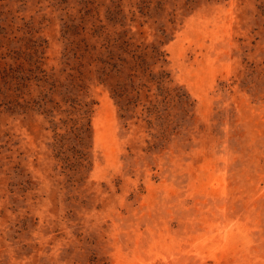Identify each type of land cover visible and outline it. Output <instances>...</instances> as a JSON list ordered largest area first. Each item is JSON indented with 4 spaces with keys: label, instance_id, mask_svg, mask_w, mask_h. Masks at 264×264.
<instances>
[{
    "label": "rangeland",
    "instance_id": "1",
    "mask_svg": "<svg viewBox=\"0 0 264 264\" xmlns=\"http://www.w3.org/2000/svg\"><path fill=\"white\" fill-rule=\"evenodd\" d=\"M119 38L188 103L122 111ZM0 264H264V0H0Z\"/></svg>",
    "mask_w": 264,
    "mask_h": 264
},
{
    "label": "trees",
    "instance_id": "2",
    "mask_svg": "<svg viewBox=\"0 0 264 264\" xmlns=\"http://www.w3.org/2000/svg\"><path fill=\"white\" fill-rule=\"evenodd\" d=\"M103 47L100 56L96 58L100 63L99 77L102 83L109 86L122 111L127 113L132 110V105L140 100V91L150 87V83L157 86L160 95L169 97L172 91H176L174 97H178L179 102L188 103L186 92L168 86L172 80L164 64L155 70L157 63L166 62L158 47H153L150 52L148 46L134 45L130 39L124 38L108 40ZM153 108L158 107L153 104Z\"/></svg>",
    "mask_w": 264,
    "mask_h": 264
}]
</instances>
